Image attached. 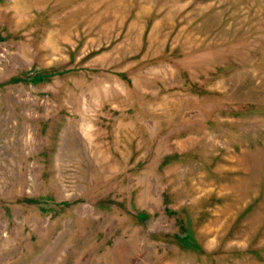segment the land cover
I'll list each match as a JSON object with an SVG mask.
<instances>
[{
    "label": "rangeland",
    "instance_id": "374dc122",
    "mask_svg": "<svg viewBox=\"0 0 264 264\" xmlns=\"http://www.w3.org/2000/svg\"><path fill=\"white\" fill-rule=\"evenodd\" d=\"M0 264H264V0H0Z\"/></svg>",
    "mask_w": 264,
    "mask_h": 264
}]
</instances>
